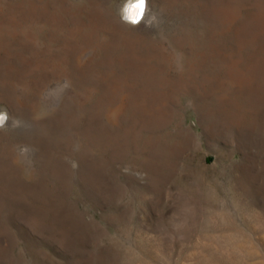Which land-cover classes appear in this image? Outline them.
Segmentation results:
<instances>
[{
    "label": "rangeland",
    "instance_id": "374dc122",
    "mask_svg": "<svg viewBox=\"0 0 264 264\" xmlns=\"http://www.w3.org/2000/svg\"><path fill=\"white\" fill-rule=\"evenodd\" d=\"M124 3L0 0V264H264V0Z\"/></svg>",
    "mask_w": 264,
    "mask_h": 264
},
{
    "label": "clouds",
    "instance_id": "9594fccd",
    "mask_svg": "<svg viewBox=\"0 0 264 264\" xmlns=\"http://www.w3.org/2000/svg\"><path fill=\"white\" fill-rule=\"evenodd\" d=\"M149 0H125V3L120 8V18L123 22L137 26L144 19L146 12H149L150 9L148 7ZM156 19L155 15L148 20L146 26H151L152 22ZM65 87H68L66 84ZM0 128L4 127L5 123L8 121L7 113L0 112ZM14 123H18V121H14Z\"/></svg>",
    "mask_w": 264,
    "mask_h": 264
},
{
    "label": "bare ground",
    "instance_id": "6f19581e",
    "mask_svg": "<svg viewBox=\"0 0 264 264\" xmlns=\"http://www.w3.org/2000/svg\"><path fill=\"white\" fill-rule=\"evenodd\" d=\"M32 35V34H31ZM37 37V36H36ZM143 39V38H142ZM90 43V42H89ZM154 44V43H153ZM127 46V45H126ZM84 48V47H83ZM131 51V50H130ZM152 60V59H151ZM153 68V67H152ZM158 77V76H157ZM178 80V79H177ZM170 83V82H169ZM156 84V83H155ZM222 84V83H221ZM142 96V95H141ZM142 98V97H141ZM167 98V97H166ZM134 99V98H133ZM146 104V103H145ZM255 122V121H254Z\"/></svg>",
    "mask_w": 264,
    "mask_h": 264
},
{
    "label": "snow or ice",
    "instance_id": "6c2138e0",
    "mask_svg": "<svg viewBox=\"0 0 264 264\" xmlns=\"http://www.w3.org/2000/svg\"><path fill=\"white\" fill-rule=\"evenodd\" d=\"M0 119H2V117H0Z\"/></svg>",
    "mask_w": 264,
    "mask_h": 264
}]
</instances>
